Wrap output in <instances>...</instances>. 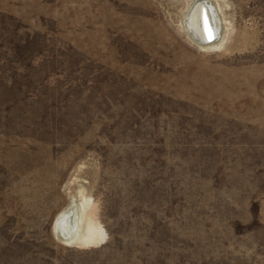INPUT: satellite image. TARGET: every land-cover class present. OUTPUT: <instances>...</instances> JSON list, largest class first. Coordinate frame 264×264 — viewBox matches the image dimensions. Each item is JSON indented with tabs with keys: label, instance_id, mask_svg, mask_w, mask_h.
<instances>
[{
	"label": "rangeland",
	"instance_id": "obj_1",
	"mask_svg": "<svg viewBox=\"0 0 264 264\" xmlns=\"http://www.w3.org/2000/svg\"><path fill=\"white\" fill-rule=\"evenodd\" d=\"M210 1L0 0V264H264V0Z\"/></svg>",
	"mask_w": 264,
	"mask_h": 264
},
{
	"label": "bare ground",
	"instance_id": "obj_2",
	"mask_svg": "<svg viewBox=\"0 0 264 264\" xmlns=\"http://www.w3.org/2000/svg\"><path fill=\"white\" fill-rule=\"evenodd\" d=\"M203 7L205 9H202ZM218 8L215 3L210 0H194L193 4L188 9L185 19L183 21L186 30L188 31L192 41L200 38L201 35H208L209 31L213 32V40L207 43H200L195 39L199 45L203 47H218L221 43L219 38V26L217 24ZM85 203L81 204L72 201L68 210L64 211L56 220L54 231L56 236L66 243L90 242L94 239V233L87 223L82 224L81 212L83 211ZM84 212V211H83ZM69 213L67 220H63L64 215ZM85 214V213H83ZM87 218V217H86ZM89 221V220H88ZM87 222V221H86ZM89 224V222H88ZM96 232V231H95ZM96 234V233H95ZM102 234V233H101ZM100 234V235H101ZM99 237V236H98ZM100 238V237H99Z\"/></svg>",
	"mask_w": 264,
	"mask_h": 264
},
{
	"label": "water",
	"instance_id": "obj_3",
	"mask_svg": "<svg viewBox=\"0 0 264 264\" xmlns=\"http://www.w3.org/2000/svg\"><path fill=\"white\" fill-rule=\"evenodd\" d=\"M202 9H204L203 7H201ZM204 11H205V9H204ZM211 34H212V37H214V35H213V32L211 31ZM191 37H193V38H195L196 40H198L200 43H207V42H209V41H211V40H213V38H209V36L208 35H201L200 36V38H196V37H194V36H192L191 35ZM194 39V40H195ZM69 216V213H67V214H65L64 215V219L63 220H67V217Z\"/></svg>",
	"mask_w": 264,
	"mask_h": 264
},
{
	"label": "snow or ice",
	"instance_id": "obj_4",
	"mask_svg": "<svg viewBox=\"0 0 264 264\" xmlns=\"http://www.w3.org/2000/svg\"><path fill=\"white\" fill-rule=\"evenodd\" d=\"M209 38H213L211 32L208 33Z\"/></svg>",
	"mask_w": 264,
	"mask_h": 264
}]
</instances>
